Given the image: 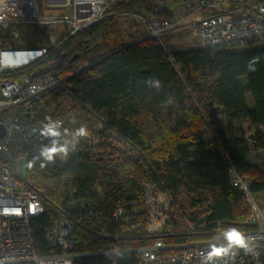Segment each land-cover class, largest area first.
Wrapping results in <instances>:
<instances>
[{
  "label": "trees",
  "instance_id": "16d2710c",
  "mask_svg": "<svg viewBox=\"0 0 264 264\" xmlns=\"http://www.w3.org/2000/svg\"><path fill=\"white\" fill-rule=\"evenodd\" d=\"M196 1L107 0L104 20L73 34L63 31L56 46L43 24L0 26V48L47 49L24 72L33 81L47 74L66 79L31 104L39 122L64 120L58 143L81 126L95 131L100 124L103 133L120 132L138 154L126 156L105 142L66 161H48L41 152L53 146L52 139L26 158V180L45 204L30 221L38 252L51 251L45 231L67 209L63 177L71 180L76 199L86 202L70 212L76 249L85 253L75 264H111L102 252L112 244L122 250L119 262L127 264L138 259L137 248L157 238L172 253L218 231L256 229L249 222L247 191L232 176L252 196L264 192V40L241 49H182L155 36L127 41L120 26L125 15L174 20V6ZM153 79L159 88L148 83ZM147 183L172 198L161 234L137 226L147 220L141 200ZM117 207L123 208L121 219L112 215Z\"/></svg>",
  "mask_w": 264,
  "mask_h": 264
},
{
  "label": "built area",
  "instance_id": "2783aa9c",
  "mask_svg": "<svg viewBox=\"0 0 264 264\" xmlns=\"http://www.w3.org/2000/svg\"><path fill=\"white\" fill-rule=\"evenodd\" d=\"M128 1V0H125ZM107 0H45L41 7L38 0H0V26L11 22L67 23L71 33L96 23L107 17ZM175 19L155 17L151 19L150 35L160 36L171 30L192 26L198 33L202 47L226 48L247 45L249 42L264 40V0H197L174 6ZM143 19L142 17H139ZM146 20V19H143ZM37 51L30 60L16 64L14 59L24 53ZM47 49L0 48V125L5 128L0 135V264H75V258L85 253L78 251V243L73 234L74 221L70 212L85 207L84 200H77L72 190V182L63 177V202L67 209L58 211V220L46 229L45 238L50 244L49 253H40L35 248L30 221L41 213L45 204L39 191L26 180L19 168L21 159L35 154L46 142L56 138L42 135L47 122H39L33 115L31 104L40 97L47 96L64 82L59 76L47 74L33 81L25 74L38 59L44 57ZM59 132L64 130V120L58 119ZM70 122L77 123L75 117ZM87 129V128H86ZM95 131L87 129V135L75 137L72 131L60 138L59 144L69 141L67 156H56L66 161L72 154H82L93 150L99 143H107L113 150L126 156L138 157L137 152L120 132L103 133L102 125ZM74 144V147H73ZM233 182L247 191V186L233 173ZM253 209L250 224L256 229L244 234L249 238L248 248L235 246L230 242L227 231H218L205 242L193 244L184 249L165 253L168 244L157 238L149 246L137 248L138 259L127 264H264V211L247 191ZM141 200L147 214L145 227L150 234H161L169 219L172 198L155 184L143 186ZM115 219H121L123 208L113 212ZM111 250L102 253L111 264H121L122 250L111 245Z\"/></svg>",
  "mask_w": 264,
  "mask_h": 264
},
{
  "label": "rangeland",
  "instance_id": "374dc122",
  "mask_svg": "<svg viewBox=\"0 0 264 264\" xmlns=\"http://www.w3.org/2000/svg\"><path fill=\"white\" fill-rule=\"evenodd\" d=\"M45 0H38V3L40 4V6H43ZM139 17H142L143 20ZM155 18L152 15H147V16H138V15H125V16H121L120 17V26L122 28V30L125 33V38L127 41H132V40H138L147 36H152L150 35L151 31V27L149 26V23L151 21V19ZM160 18V17H159ZM104 20V19H102ZM29 24H34V25H42L43 27H47L48 28V42L51 43L53 46H56L57 42H56V37L58 34L63 33V31L65 32H69V34L71 33L72 29L68 26L67 23H58L57 25H53L52 23H41V22H27ZM45 25V26H44ZM127 27H131V29H133L134 31H139V33H141V35L136 36L135 34L132 36L130 34H128L127 31ZM57 32V34H56ZM136 36V37H134ZM160 38H162L163 40L168 41L169 43H171L170 41L172 40L177 46L181 47L182 49H187V48H191V47H197L201 44L200 38L198 36V33L195 31V29L192 26H188V27H182L179 28L178 30H171L169 32H166L164 34H162L160 36ZM47 39V38H45ZM243 47H246V45H237L234 48L237 49H241ZM233 49V48H231ZM246 97H247V101L248 103L251 105L252 101H251V94L249 92L246 93ZM43 146V145H42ZM26 161H24L23 159L20 160L19 162V168L20 170L26 175ZM254 201H256V203L258 204V206L260 207V209L262 211H264V192L261 193H257L255 195L252 196ZM251 205V204H250ZM252 209V206H251ZM251 215L253 216V209L251 211ZM250 215V217H251ZM249 217V220H250ZM165 229V227H164Z\"/></svg>",
  "mask_w": 264,
  "mask_h": 264
},
{
  "label": "clouds",
  "instance_id": "9594fccd",
  "mask_svg": "<svg viewBox=\"0 0 264 264\" xmlns=\"http://www.w3.org/2000/svg\"><path fill=\"white\" fill-rule=\"evenodd\" d=\"M173 10H174V8H173ZM71 34H73V33H71ZM249 67H251V64L249 65ZM148 83L151 86H153V87H156V88L160 87V81L158 79L149 80ZM58 129H59V125L56 122L50 121L48 124H46L42 128L41 132H42V135H45V136H48V137H59L61 135V133L59 132ZM85 135H87V129L84 126H81L73 134V140H75V137H82V136H85ZM57 144H58V141L53 139L52 140V145L53 146L50 147V148H46L45 150H43L41 152V155L44 157L45 160L53 161L55 156L58 153H63L64 156H67V154H68V152L70 150L69 149V141L65 140L63 143L59 144V147H57ZM73 147H74V144H73ZM248 193H249V191H248ZM251 197H252V195H251ZM232 233L235 234V236L237 237L236 239H233L231 237ZM228 238H229L230 242H232L235 246H238V247H241V248H248V246H249V238H247L243 233H240L236 229H233L232 231H230L228 233Z\"/></svg>",
  "mask_w": 264,
  "mask_h": 264
},
{
  "label": "bare ground",
  "instance_id": "6f19581e",
  "mask_svg": "<svg viewBox=\"0 0 264 264\" xmlns=\"http://www.w3.org/2000/svg\"><path fill=\"white\" fill-rule=\"evenodd\" d=\"M126 28H127V31H128V34H130V35H136V36H139V35H141V33H139V31H134L133 29H131V27L129 28V27H127V25H126ZM136 36H134V37H136ZM30 50H33V49H30ZM38 54V52L37 51H31V52H27V53H24L23 55H20V56H17L15 59H14V62L16 63V64H21V63H24V62H26V61H28V60H30L31 58H33L34 56H36ZM60 83H62V82H60Z\"/></svg>",
  "mask_w": 264,
  "mask_h": 264
},
{
  "label": "water",
  "instance_id": "95a60500",
  "mask_svg": "<svg viewBox=\"0 0 264 264\" xmlns=\"http://www.w3.org/2000/svg\"><path fill=\"white\" fill-rule=\"evenodd\" d=\"M4 132H5V128L2 125H0V135L4 134Z\"/></svg>",
  "mask_w": 264,
  "mask_h": 264
},
{
  "label": "snow or ice",
  "instance_id": "6c2138e0",
  "mask_svg": "<svg viewBox=\"0 0 264 264\" xmlns=\"http://www.w3.org/2000/svg\"><path fill=\"white\" fill-rule=\"evenodd\" d=\"M231 237H232L233 239H236V238H237V237L235 236L234 233L231 234Z\"/></svg>",
  "mask_w": 264,
  "mask_h": 264
},
{
  "label": "crops",
  "instance_id": "0c3cea01",
  "mask_svg": "<svg viewBox=\"0 0 264 264\" xmlns=\"http://www.w3.org/2000/svg\"><path fill=\"white\" fill-rule=\"evenodd\" d=\"M170 42H171V44H173V43H174L172 40H171ZM199 46H200V45H199Z\"/></svg>",
  "mask_w": 264,
  "mask_h": 264
}]
</instances>
